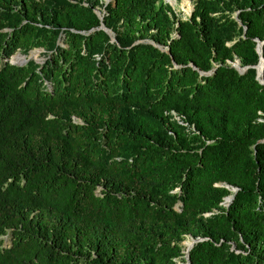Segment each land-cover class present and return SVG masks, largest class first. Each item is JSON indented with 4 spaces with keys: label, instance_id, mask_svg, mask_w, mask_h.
Masks as SVG:
<instances>
[{
    "label": "trees",
    "instance_id": "trees-1",
    "mask_svg": "<svg viewBox=\"0 0 264 264\" xmlns=\"http://www.w3.org/2000/svg\"><path fill=\"white\" fill-rule=\"evenodd\" d=\"M103 5L0 0V264H264V0Z\"/></svg>",
    "mask_w": 264,
    "mask_h": 264
},
{
    "label": "rangeland",
    "instance_id": "rangeland-1",
    "mask_svg": "<svg viewBox=\"0 0 264 264\" xmlns=\"http://www.w3.org/2000/svg\"><path fill=\"white\" fill-rule=\"evenodd\" d=\"M103 1V4H104V0ZM112 0H110L111 2ZM164 3H167L171 6L172 10L174 11L175 15L177 18H188L189 15L192 13V10H193V2L194 0H163ZM104 6V5H103ZM183 6V7H182ZM188 6H190V11L187 13L185 11V9L188 8ZM99 12H100V15H102L103 17V13H104V8H101L99 9ZM184 11V12H183ZM13 57H22V60L20 62H15L13 59ZM30 60H34L36 63L38 64H42L45 60V55H44V51L43 49H40V48H36V49H32V50H29L28 53L24 54L23 52L21 51H17L14 55H12L10 57V62L14 63L15 64H18V65H24L26 63H28ZM21 63V64H19ZM230 64H233L234 62H229ZM9 240H10V235L7 234L5 236H3L1 238V241H0V247H4L6 245H8L9 243ZM187 241H190L191 242V238L190 236H186L185 239L181 242V245L183 246V250H182V253H183V256H181L180 258L176 259L175 261V264H185L186 261L184 260V255H185V251L186 249H184V246L186 244ZM186 248V246H185ZM183 260V261H182Z\"/></svg>",
    "mask_w": 264,
    "mask_h": 264
},
{
    "label": "water",
    "instance_id": "water-1",
    "mask_svg": "<svg viewBox=\"0 0 264 264\" xmlns=\"http://www.w3.org/2000/svg\"><path fill=\"white\" fill-rule=\"evenodd\" d=\"M109 2H110V0H104V5L108 4ZM94 11H95V13L99 16V18L102 19V15H100L99 10L96 8ZM190 16H191V14L189 15V17H190ZM184 19H185V18H184ZM98 29H102V30L106 31V32L110 35L111 40H112V41L115 40V36H114L113 32H112L111 30H109L108 28H106V27L104 26L103 23L100 24V26H99ZM256 42H257L256 49H257L258 54L260 55V59H259L258 64L254 66L255 69H256V78L259 80V82H260L261 84L264 85V78H263V72H264V58H263V56H262V46H263V44H264V41H260V40L256 39ZM154 45L157 46V47H159L160 49H162L161 46H158V45H156V44H154ZM22 60H24V59H22ZM24 61H25V60H24ZM12 63H13V62H12ZM14 63H15V62H14ZM19 64H21V63H19ZM260 64H261V72L259 73V71H258V67H259ZM232 66L235 67L236 69H238V70L241 71V72L244 71V70L248 67V66H246V67H239L238 65H236V64H234V63L232 64ZM260 77H261V78H260ZM232 190H233V191H236L237 188H234V187H233ZM232 198H233V195L227 196V197L225 198V203L228 204V203L232 200ZM190 238H191V245H190L189 248L186 249V251H185V255H184V258H185V261H186L185 264H191L190 259H189V250H190V248L193 246V244H194L195 242L201 240L200 237H197V238L190 237Z\"/></svg>",
    "mask_w": 264,
    "mask_h": 264
},
{
    "label": "bare ground",
    "instance_id": "bare-ground-1",
    "mask_svg": "<svg viewBox=\"0 0 264 264\" xmlns=\"http://www.w3.org/2000/svg\"><path fill=\"white\" fill-rule=\"evenodd\" d=\"M183 7V6H182ZM190 6H188V8L187 9H185V11L188 13L189 11H190ZM184 12V11H183ZM14 58V61L15 62H20L21 61V59H22V57H13ZM234 64H236V65H238L239 67H240V62H239V60L237 59L235 62H234ZM258 71H259V73L261 72V64L259 65V67H258ZM261 78V77H260ZM190 245H191V242L190 241H187L186 242V244H185V246H186V249L187 248H189L190 247Z\"/></svg>",
    "mask_w": 264,
    "mask_h": 264
}]
</instances>
